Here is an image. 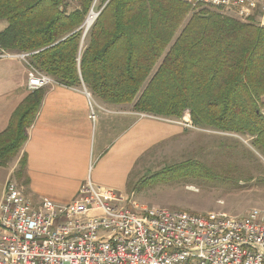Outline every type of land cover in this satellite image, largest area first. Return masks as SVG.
<instances>
[{"label": "trees", "instance_id": "trees-1", "mask_svg": "<svg viewBox=\"0 0 264 264\" xmlns=\"http://www.w3.org/2000/svg\"><path fill=\"white\" fill-rule=\"evenodd\" d=\"M0 0V48L30 54L29 62L56 83L87 89L109 104L181 119L194 126L249 136L264 156V25L183 0H102L84 36L94 0ZM95 9V7H94ZM31 94L0 134V165L15 158L28 139L43 100ZM18 176L26 166L24 156ZM212 179L209 168L185 162L163 172ZM164 179V178H163Z\"/></svg>", "mask_w": 264, "mask_h": 264}, {"label": "built area", "instance_id": "built-area-1", "mask_svg": "<svg viewBox=\"0 0 264 264\" xmlns=\"http://www.w3.org/2000/svg\"><path fill=\"white\" fill-rule=\"evenodd\" d=\"M183 1L195 11L229 10L244 22L259 16L264 25V0ZM29 56H15L27 64L28 89L54 84ZM127 199L88 180L71 204L35 207L9 182L0 206V264H264L260 212L195 215Z\"/></svg>", "mask_w": 264, "mask_h": 264}, {"label": "crops", "instance_id": "crops-1", "mask_svg": "<svg viewBox=\"0 0 264 264\" xmlns=\"http://www.w3.org/2000/svg\"><path fill=\"white\" fill-rule=\"evenodd\" d=\"M7 27V21H0V32ZM19 54L0 48V134L19 106L39 91L28 89V67L15 57ZM41 90L43 100L26 143L12 161L0 165V206L11 181L35 207L44 200L71 204L88 180L119 190L128 169L155 149L154 143L172 139L183 129L166 120L175 119L136 111L135 104L106 103L85 84L55 82ZM24 156L26 166L18 176Z\"/></svg>", "mask_w": 264, "mask_h": 264}, {"label": "rangeland", "instance_id": "rangeland-1", "mask_svg": "<svg viewBox=\"0 0 264 264\" xmlns=\"http://www.w3.org/2000/svg\"><path fill=\"white\" fill-rule=\"evenodd\" d=\"M67 2L70 11L79 7L78 0ZM94 4V12L98 13L102 0H94ZM209 9L222 16L234 15L226 9ZM174 121L184 124L182 131L170 140L154 143L155 149L146 156H137L139 159L134 168L128 169L124 184L113 190L127 197V201L149 208L195 215L215 212L244 216L250 211L264 215V156L253 147V139L196 127L189 110ZM185 162L209 168L214 177L180 179L170 173L164 177L163 172Z\"/></svg>", "mask_w": 264, "mask_h": 264}, {"label": "bare ground", "instance_id": "bare-ground-1", "mask_svg": "<svg viewBox=\"0 0 264 264\" xmlns=\"http://www.w3.org/2000/svg\"><path fill=\"white\" fill-rule=\"evenodd\" d=\"M97 18V13L94 12V10L91 12V14L88 17L86 26L90 29L91 26L94 24Z\"/></svg>", "mask_w": 264, "mask_h": 264}, {"label": "water", "instance_id": "water-1", "mask_svg": "<svg viewBox=\"0 0 264 264\" xmlns=\"http://www.w3.org/2000/svg\"><path fill=\"white\" fill-rule=\"evenodd\" d=\"M92 10H93V8H92ZM92 10H91V12H92ZM91 12H90V14H91ZM90 14H89V15H90ZM99 14H100V12L97 13V18H98V16H99ZM88 17H89V16H88ZM97 18H96V19H97ZM87 20H88V18H87ZM87 20H86V22H85V25L87 24ZM88 31H89V28L86 26V29H85V32H84V36L88 33Z\"/></svg>", "mask_w": 264, "mask_h": 264}]
</instances>
